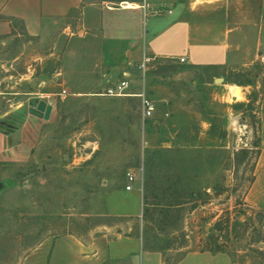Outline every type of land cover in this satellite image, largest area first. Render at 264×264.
Instances as JSON below:
<instances>
[{"label": "rangeland", "instance_id": "1", "mask_svg": "<svg viewBox=\"0 0 264 264\" xmlns=\"http://www.w3.org/2000/svg\"><path fill=\"white\" fill-rule=\"evenodd\" d=\"M94 1L108 8L121 0ZM101 49L85 16L36 37L14 22L12 33L0 36V132L26 123L21 135L34 128L39 137L24 159L0 162V264H21L45 237L97 235L116 221L101 216L102 200L126 190L129 172L138 179L141 218L122 232L142 236L168 264L184 248H219L220 237L225 249L244 251V264H264L263 220L250 221L243 206L255 156L236 162L242 150L259 147L260 89L239 99L219 82L205 85L202 68L154 60L124 77L123 93L145 92L155 103L153 117L144 119L140 98L104 95L124 79L109 76ZM263 54L253 53L249 73L225 79L255 85ZM41 101L52 106L49 120L32 114Z\"/></svg>", "mask_w": 264, "mask_h": 264}, {"label": "crops", "instance_id": "2", "mask_svg": "<svg viewBox=\"0 0 264 264\" xmlns=\"http://www.w3.org/2000/svg\"><path fill=\"white\" fill-rule=\"evenodd\" d=\"M119 3L106 8L94 0H0V36L11 34L14 22L21 24L27 35L36 37L48 32L54 23L85 16L90 30L96 29L101 36L100 61L111 71V78L126 79L144 56L174 63L184 58L188 67L205 70V85L220 83L233 94L238 90L239 99L255 87L260 89L259 156L243 206L250 221L264 223V72L256 86L245 83L239 87L224 77L249 73L255 64L253 53H264V0H148L145 9L141 0ZM29 127L25 123L11 133L0 132V162H18L37 144L34 128L27 138L21 135ZM141 208L137 191L110 192L102 200L100 214L115 222L102 224L93 237H45L21 264H168L163 253L151 250L142 236L122 232L134 230ZM225 248H184L176 251L185 254L174 264H244L242 249Z\"/></svg>", "mask_w": 264, "mask_h": 264}, {"label": "built area", "instance_id": "3", "mask_svg": "<svg viewBox=\"0 0 264 264\" xmlns=\"http://www.w3.org/2000/svg\"><path fill=\"white\" fill-rule=\"evenodd\" d=\"M147 1L148 0H144L143 6H142L143 9H145L147 7ZM151 61H153L151 58H149L148 56H144L142 62L140 63L139 68L145 72ZM179 61L181 63H186V60L184 58H181ZM261 62L264 64V56L261 57ZM128 85H129L128 82L126 81V79H124L119 84L118 90H116L114 88L108 89V94H104V95L105 96L108 95L109 97H138L142 101V116H143V118L144 119L152 118L156 112L155 103L151 99L148 98V96L145 94V92H142L140 94L123 93L122 91L126 90L128 88ZM119 90H121V92ZM68 94H69L68 91L65 89L62 91L61 96L66 97ZM99 95H102V94H99ZM137 181H138L137 176L134 173L129 172L127 174L128 185L126 186V191L134 190L135 185L137 184ZM217 244L219 246H225L226 245V243L222 241V237L219 238Z\"/></svg>", "mask_w": 264, "mask_h": 264}, {"label": "water", "instance_id": "4", "mask_svg": "<svg viewBox=\"0 0 264 264\" xmlns=\"http://www.w3.org/2000/svg\"><path fill=\"white\" fill-rule=\"evenodd\" d=\"M219 81V80H218ZM239 94V91L237 90L234 95L235 96H238ZM51 111H52V106L41 101L36 109H33L32 110V114L38 118H43L45 120H49L50 118V115H51Z\"/></svg>", "mask_w": 264, "mask_h": 264}, {"label": "trees", "instance_id": "5", "mask_svg": "<svg viewBox=\"0 0 264 264\" xmlns=\"http://www.w3.org/2000/svg\"><path fill=\"white\" fill-rule=\"evenodd\" d=\"M241 153H243V154H245V156H244V158H243V160H240V158H238L237 157V164H241V163H243L244 161H245V158H246V156L250 153V154H254V156H255V161H256V159L258 158V156H259V150H257L256 152H249V150H242V152ZM253 181V179H251V182Z\"/></svg>", "mask_w": 264, "mask_h": 264}, {"label": "bare ground", "instance_id": "6", "mask_svg": "<svg viewBox=\"0 0 264 264\" xmlns=\"http://www.w3.org/2000/svg\"><path fill=\"white\" fill-rule=\"evenodd\" d=\"M124 3V2H123ZM126 3H129V2H126ZM126 5H129V4H126ZM131 5V4H130ZM121 6L123 7V8H127V6H125V4H121ZM132 6V5H131ZM139 6V5H138ZM138 6H136V7H138Z\"/></svg>", "mask_w": 264, "mask_h": 264}, {"label": "flooded vegetation", "instance_id": "7", "mask_svg": "<svg viewBox=\"0 0 264 264\" xmlns=\"http://www.w3.org/2000/svg\"><path fill=\"white\" fill-rule=\"evenodd\" d=\"M40 103V102H39Z\"/></svg>", "mask_w": 264, "mask_h": 264}]
</instances>
